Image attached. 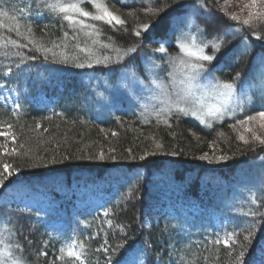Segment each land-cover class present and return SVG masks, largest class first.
I'll return each mask as SVG.
<instances>
[{"label":"trees","instance_id":"16d2710c","mask_svg":"<svg viewBox=\"0 0 264 264\" xmlns=\"http://www.w3.org/2000/svg\"><path fill=\"white\" fill-rule=\"evenodd\" d=\"M192 2L194 0H181V3ZM31 3L32 0H0V10L9 13L8 16L0 17V19H3L6 24H14L15 22L11 18L16 17L21 25L31 24L35 38L45 44H48L50 40L60 42L59 38L66 30L69 32L68 50L71 51L75 41L72 39V29L67 28V22L48 13L41 16H37L34 12L30 16L22 15L19 9ZM107 3L110 8L118 9L119 14L135 11L140 19L137 21L129 16L123 17L127 21V32L113 31L109 26L101 25L104 33L101 39L106 41V37L112 36L120 46L124 47L142 39L132 34V27L136 23L148 19L138 10H134L142 5L133 3V1L121 5L118 0H107ZM212 3L215 7H220L215 0H212ZM85 7L92 10L90 5L86 4ZM234 24L235 22L227 20L226 17L222 19V27ZM45 26L47 27L45 28ZM23 30L22 27L21 31ZM258 30L264 33V25H261ZM251 31L252 29H247L242 34L228 38L230 41L228 47H235L239 51L244 35H248V43L251 47L239 57L238 62L224 66L223 71H215V76L221 79H231L239 71L242 73V80L243 78L248 79L247 70L251 68L252 64L257 65V63L255 64L257 56L261 51H264V41H256L254 37H251ZM160 33L161 30L157 29V41L161 38ZM0 37L4 39L10 37L19 40L20 43H27L22 36L17 37L7 28H0ZM84 39L83 36L80 37L81 43ZM143 47L153 51L159 47V44L144 40ZM31 48L32 45H29V48L21 49V51L39 56L38 53L30 51ZM14 50L10 45L7 49H0V74H2L5 65L12 64L14 66L15 62H18L17 58L4 55V51L10 53ZM169 50L174 55H178L175 43L169 47ZM135 55L137 59L134 62V67L139 74H142V57L147 56L146 52L143 51ZM235 59L233 57V60ZM28 63L32 65V70L21 76L19 82H16L20 94L15 105L19 104L21 107L14 115V109L4 108L0 105V121L15 125L14 130L18 135V142L23 143L25 148L31 149L32 159L8 158V161L14 166H19L21 171L9 177L5 182L6 186L20 180L30 181L32 178H43L52 174H65L71 178L78 174L82 176L84 173H90L91 176H86L87 179L105 182L104 188L99 189L106 194L104 205L91 213H77L73 216L74 220L71 221L74 222L71 226L75 230L73 240H83L87 245V264H104L105 254L96 252L95 249L105 239H108L109 245L124 239L125 233H119L118 229L111 228L105 223L106 218L103 215L105 211L110 213L108 218H111L114 224L127 226V243L132 245L128 254L131 255L137 250L144 251L146 253L144 264H176L178 255H185V259L190 260L192 253H197L199 257L197 264H205L204 256L208 257L206 264H230L229 249L223 244H213L217 236H220L217 231H213L200 240L187 243L176 242L175 236H179V229L174 223L177 220L171 217V213L167 209L158 216H153L152 209L154 206H160L157 212H161L162 209L169 206L168 197H173L176 200L182 199L183 203L188 206L193 205L192 200L200 205L203 203L213 204L216 197L219 199V196L223 197L224 195L228 196V200H230L234 192L231 185L237 180L239 181L240 171L253 172L255 167L260 171V166L261 171L258 173L260 180L255 191L250 197L244 198L245 201H239L234 208L235 212L230 210L229 214L225 213L227 222L220 229L224 230L222 233L233 229L240 231L239 226L242 223L246 224V221L238 215L239 209L246 210L250 206L249 201L253 196L258 198L259 202L264 203V149L257 146L255 151H251L248 145H244L236 139L237 135L234 131L232 132L229 125L237 119L213 121L211 129L200 125L191 116L172 119L170 128L163 124L157 125L154 117L145 114L148 115L146 121L145 117L133 108L130 101H125L120 97L118 93L120 87L127 86L124 83L121 85L119 66H113L115 71L101 66L78 69L71 65L44 62L42 57ZM167 71L164 66L162 74L165 75ZM13 77L14 75L0 79V83L9 86ZM141 77L142 75H140ZM86 78H89V81H86ZM109 89L113 90L111 97H108L111 94ZM39 92H44L49 96L50 106L38 102L36 95ZM101 93L107 97L102 96ZM258 94L260 96V93ZM116 95L119 96V99H113L112 104H107L106 101L104 103V106L107 105L109 108L105 118L98 120L90 114L88 107L91 103L97 107L103 104L105 98L111 101L112 97ZM258 96L253 98L258 100ZM84 99L87 106L83 107L80 102ZM259 110H261V103L258 101L257 106L252 107L249 112ZM37 122L41 124L39 129L35 127ZM113 132L116 133L115 136L112 135ZM221 132L224 133L223 137L219 135ZM149 136L160 140L164 144L165 152L175 150L180 154L169 156L158 152L157 155L147 157L144 161L132 160L126 150L132 149V154L138 157L144 148H153L152 141L146 139ZM2 140L3 138L0 137V141ZM213 140L218 143L216 154L219 155L223 151L230 157L224 160L225 163L220 168H210L209 163L198 159L204 152L212 153L209 142ZM110 148L115 151L109 152ZM101 150L105 152L106 156L115 155L116 159L106 158L101 161L76 158L81 155L96 154ZM64 155L72 158L64 160L62 159ZM53 156L56 157L58 163L51 162ZM38 157L43 159H37ZM45 161H47L46 165ZM33 163L36 164L35 167L31 166ZM159 173L163 175L157 177ZM164 186L169 188L166 189V196L164 195ZM172 186H176V188L173 189ZM228 187L230 189H224ZM3 190L0 189V194ZM162 197L164 199L160 201ZM207 208H214V206ZM215 211L219 212L220 210L215 209ZM221 211L224 212L223 209ZM42 212L33 207L10 208L0 204V213L10 216L17 225L18 232L13 243L22 244L23 257L26 258L27 264H53L54 261L55 264H68L66 261L55 259L60 254L59 249L65 247L66 242L50 233ZM60 213L58 212V214ZM224 217L223 215L222 218ZM49 218L55 217L49 215ZM248 219L250 220L251 217ZM260 240H264V219H260L252 247L249 249L250 258L255 261V264H260V261L264 259L256 247L257 241ZM41 251L47 252L48 255L46 257L38 256L37 254ZM121 254H123V250ZM17 255L20 253L17 252Z\"/></svg>","mask_w":264,"mask_h":264},{"label":"snow or ice","instance_id":"6c2138e0","mask_svg":"<svg viewBox=\"0 0 264 264\" xmlns=\"http://www.w3.org/2000/svg\"><path fill=\"white\" fill-rule=\"evenodd\" d=\"M118 2L126 5L128 0H118ZM133 3L142 5L138 11L148 19L132 27V34L142 39L124 47L120 46L112 36L106 37L107 42L101 39L104 35L101 25H107L113 31H128L127 21L122 18L118 9L109 7L107 0H32L31 4L19 9L20 13L30 16L35 11L37 16L44 13L57 16L60 20L67 22V28L72 29V39L75 43L69 51L67 43L69 32L65 30L59 38L60 42L50 40L48 44H45L35 38L31 24L21 25L16 17L11 18L14 24H6L3 19H0V28H7L9 32H14L17 37L22 36L27 41V43H20L17 39L0 37V49H7L9 45L15 49L10 53L4 51V55L15 57L18 61L14 66L5 65L0 79L13 75L19 78L32 70V65L28 62L40 57L44 62L71 65L78 69L101 66L115 71L113 66H119L121 81L126 86H133V90L135 86H139L154 93L153 99L158 103L143 105L144 111L141 115L145 117V120L147 121L148 115H151L155 118L157 125L163 124L169 128L172 126L170 122L172 119L191 116L195 117L200 125L211 129L213 121H223L225 117L234 118L237 112L245 111L246 105H253V96L257 91L260 93L261 100L264 101V80L257 86L250 79L242 81V73L239 71L231 79H221L214 75L217 70L223 71L224 66L238 62L239 57L251 47L248 43L249 36L244 35L239 51L235 47L229 48L230 36L235 37L247 29H252L251 37L258 42L264 41V33L258 30L261 25H264V0H246L243 8L240 9L241 13L247 10L246 16L235 12L229 13L224 5L217 8L212 0H194L192 3H181V0H171V2L169 0H133ZM86 4L90 5L92 10H88L85 7ZM8 15L7 11L0 10V17ZM127 15L137 21L140 19L135 11H129ZM225 17L235 24L222 27V19ZM22 27L23 31H21ZM157 29L161 30V41L156 39ZM169 34L175 37L178 55L168 54L165 44L170 43V40L164 37ZM81 36L85 38L83 43L80 40ZM144 40L160 44L153 52L161 54L160 60L163 61L159 63L150 56L142 57L145 72L149 77L147 83L140 78L134 67L137 59L135 54L143 52ZM29 45H32L30 51L38 53L39 56L21 51V49L29 48ZM233 57L236 59L233 60ZM261 59L264 62V57ZM165 64L171 69L166 73L167 81L160 75L164 71ZM177 69H179V77H177ZM5 86V83H0V88ZM209 95L214 97L217 103L206 106L204 98ZM20 107L19 104L14 105V115ZM146 113L148 115H145ZM208 117H211V120L207 119ZM35 127L39 129L41 124L37 122ZM229 127L237 132L236 139L248 145L249 150L255 151L257 146L264 149V103H261V110L236 120ZM14 129V124L0 121V137L3 138L0 141V189L5 188V182L9 177L21 171V168L10 163L8 158L32 159L31 149L25 148L23 143L18 142V135ZM112 135L115 136L116 133L113 132ZM219 135L223 137L224 133L221 132ZM146 139H150L154 147L144 148L138 157L132 154V149H127L132 160L144 161L147 157L157 155L158 152L169 156L180 154L175 150L165 152L164 144L154 136L146 137ZM217 147V141H210L209 148L212 149V153L204 152L198 159L212 163L230 158L223 151L217 155ZM114 151L113 148L109 149V152ZM71 158L68 155L62 157L64 160ZM76 158L103 161L106 158L115 160L116 156H106L101 150L96 154L81 155ZM51 162L58 163L55 156ZM46 164L47 161H45ZM31 166L35 167L36 164L33 163ZM249 205L246 210L241 208L238 211V215L246 221V224L242 223L239 226L240 231L236 229L227 231L224 237L217 236L213 241V244H223L229 249L230 264H255V261L250 258L249 249L252 247L260 219H264V203L253 196ZM103 215L109 227L118 229L119 233H125L123 240L109 245L108 239H105L95 249L96 252L105 254L104 264H144L146 254L144 251L137 250L131 255L128 254L132 245L127 243V226L114 224V221L108 218L110 216L108 211H105ZM249 217H251L250 220ZM17 232V225L13 219L7 214L0 213V264H27L26 258L23 257L22 244L13 243ZM86 247L83 240H71L65 247L59 249L60 254L55 259L66 261L68 264H87ZM256 247L264 256V240L257 241ZM122 250L123 254H121ZM17 252L20 255H17ZM37 255L46 257L48 254L41 251ZM191 256L192 259L188 260L185 259V255H178L176 264H197L199 259L197 253H192ZM203 260L206 264L208 257L204 256ZM260 264H264V259L260 261Z\"/></svg>","mask_w":264,"mask_h":264},{"label":"rangeland","instance_id":"374dc122","mask_svg":"<svg viewBox=\"0 0 264 264\" xmlns=\"http://www.w3.org/2000/svg\"><path fill=\"white\" fill-rule=\"evenodd\" d=\"M128 1H133V0H128ZM215 1L220 6L224 5L229 13L235 12V13H240L242 16L247 15L246 9L244 10V12L242 13L240 12V9L243 8L244 4L246 3V0H215ZM139 8L141 7L134 8V10H139ZM33 12L35 13V11ZM127 13L128 12H126V14H120V15L122 16V18L128 17ZM140 14L144 15L142 12H140ZM164 39L170 40V43L165 44V47H167L169 55H174L169 50V47L173 43H175L174 36L169 34L168 36L164 37ZM158 41H161V38H159ZM143 51L146 52L147 55L146 57L150 56L153 60L159 63H163V61L160 60L161 54L154 53L153 51L145 47H143ZM257 57L258 58L255 61V64L257 63V65L252 64L251 68L247 70L248 71L247 77L248 79L252 77L253 79L251 78L250 80L256 83L257 86H259L260 82L264 80V62H262L261 59L262 57H264V51H261ZM141 65H142L143 73L142 74L138 73V74L139 76L142 75L141 79L145 80V82L147 83L149 77L145 72V65L143 63V59ZM165 67L167 68L168 71L171 70L167 67L166 64ZM27 73L22 74L21 76H24ZM162 73L163 72H161L160 75L164 79H168L167 75L166 74L163 75ZM20 77L17 78L14 75L13 79H11V81L9 82V86L0 88V105L2 107L14 109V105L17 102L18 96L20 94L19 86L16 83L19 82ZM177 77H179V69H177ZM86 79H87L86 81H89V78ZM244 79L247 78H243V80ZM121 85H123V82L121 83ZM109 91L111 92V94L108 97H111L113 95V90L109 89ZM257 92L259 93V91ZM257 92L255 93L256 97L259 95ZM118 93L120 97L123 98L125 101L127 100L130 101L133 108L137 110L139 113H142L144 111L143 105L149 103L150 104L158 103L156 100L153 99V95H154L153 91L139 86H135V90H133V86L130 85L127 87L121 86L120 92L118 91ZM101 95L107 97L103 93H101ZM37 97L39 103H43L48 106L51 105L49 101L50 98L46 93L39 92L36 95V98ZM113 99L114 100L119 99V96L116 95L112 97L111 101L108 98L107 99L105 98L103 104L97 107H95V105L91 103V105L88 107L90 114L93 115L98 120L105 118L106 114L109 111V108L107 105L104 106V103L106 101L107 104H112V102H114ZM259 99H261L260 96H258V100L253 98L254 101L253 105L251 106L246 105L245 111L237 112L234 118L238 120L239 117L244 118L246 115L255 114L256 112L251 113L249 112V110L252 107L257 106L258 101L259 103H264ZM80 103L83 107L87 106L85 99ZM214 103H217L214 97L209 95L204 98V104L206 106H210ZM234 118L225 117L224 120L234 119ZM207 119L211 120V117H208ZM234 133L237 135L236 131H234ZM246 135L250 136V134H246ZM206 162L209 163L208 161ZM224 163H225L224 161H220V162H212L209 164H210V168H220L221 166L224 165ZM259 169L261 171L260 166ZM254 170L253 172H248V173L247 171L246 172L240 171L239 181L237 180L235 183L231 185V188L234 190V192L232 193L230 200H228L229 199L228 196L224 195L223 197L219 196V199L216 197L214 199L213 204L203 203V205H200L198 203L193 202L194 200H192L193 205L188 206L183 203L182 199L176 200L173 197H168L167 202L169 206L162 209L161 212H157L160 206H154V208L152 209L153 216H158L166 209L168 210L169 213H171V217L177 220L176 223H174V225L179 229V236L178 235L175 236L176 242L187 243L189 241L200 240L206 235L211 234L213 231H217L221 237H224L225 233H222L224 232V230H220V229L222 228L223 225H226L227 222L226 214H229L230 210H232V212H235L234 208L238 205L239 201L241 200L245 201L244 198L250 197L252 193L255 191V187L259 183L260 174L258 175V173L260 171H258L257 167H255ZM160 175L163 174L159 173L157 174V177ZM86 176H91V174L84 173L82 176L78 174L77 176L71 178H68L65 174H58V175L52 174V175L44 176L43 178H32L30 179V181L20 180L4 188L3 192L0 194V204L6 205L10 208L12 207L25 208L27 206L39 208V210L43 211L42 213H44L43 214L44 221L46 222L47 227L50 229L49 230L50 233L54 237H60L64 239L67 244L71 240H73V235L75 234V230L71 226V224L74 223L71 222L72 220H74L73 216L77 213L85 214L96 211L98 208L104 205V202L106 200V194H104L99 190L104 188L105 182L100 180L96 181L94 179H87ZM172 187L173 189L176 188V186H172ZM163 189H165L164 191V195H165L166 189L169 188H167V186H164ZM224 189H230V187ZM163 199L164 197L160 198V201H163ZM212 206H214V208H207ZM215 209H219L220 211L216 212ZM221 209H223L224 212H222ZM58 212L61 213L58 214ZM49 215L55 218L50 219ZM223 215L225 216L224 218H222Z\"/></svg>","mask_w":264,"mask_h":264}]
</instances>
